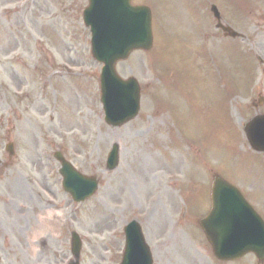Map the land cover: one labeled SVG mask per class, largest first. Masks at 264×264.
Listing matches in <instances>:
<instances>
[{"label": "rangeland", "instance_id": "obj_1", "mask_svg": "<svg viewBox=\"0 0 264 264\" xmlns=\"http://www.w3.org/2000/svg\"><path fill=\"white\" fill-rule=\"evenodd\" d=\"M134 3L153 13L154 48L118 63L119 76H132L141 86L140 111L133 121L111 128L99 100L101 66L90 55L82 22L88 1L0 0L2 136L12 117L41 121L47 152L45 212L38 211L45 213L46 247L18 250L16 242H32L37 235L20 238V220L13 223L9 204L0 203V264H60L71 258V231L83 241L80 264H119L123 227L132 219L140 222L153 264H264L253 255L217 261L197 225L210 209L217 175L236 185L264 218V154L250 149L242 130L244 121L264 113V104H252L264 96V0ZM211 4L222 24L243 39L227 40L215 30ZM114 143L119 162L108 172L105 160ZM56 151L98 179L93 197L75 203L62 190ZM1 180L8 190L6 169ZM8 196L13 198L10 191ZM14 199L22 210L32 204ZM52 200L56 211L46 210Z\"/></svg>", "mask_w": 264, "mask_h": 264}, {"label": "water", "instance_id": "obj_2", "mask_svg": "<svg viewBox=\"0 0 264 264\" xmlns=\"http://www.w3.org/2000/svg\"><path fill=\"white\" fill-rule=\"evenodd\" d=\"M131 0H90L84 11V22L92 32V55L103 63L100 75L101 103L105 120L111 126H119L134 118L139 109V87L135 80H121L114 71L118 60L125 59L135 49L151 48V14L146 7H133ZM215 16L218 13L214 10ZM230 37L238 34L230 28H222ZM250 146L264 152V116L254 117L244 126ZM60 159V157L57 155ZM118 147L113 146L107 167L117 165ZM63 186L75 201L92 195L96 182L86 180L67 163L60 171ZM212 210L200 221L214 255L219 260H235L247 253L264 259V223L244 201L240 193L229 183L215 178L211 191ZM126 246L122 264H152L148 247L144 243L140 227L132 222L125 228ZM72 249L78 255L80 243L73 234Z\"/></svg>", "mask_w": 264, "mask_h": 264}, {"label": "flooded vegetation", "instance_id": "obj_3", "mask_svg": "<svg viewBox=\"0 0 264 264\" xmlns=\"http://www.w3.org/2000/svg\"><path fill=\"white\" fill-rule=\"evenodd\" d=\"M30 164L33 165V167L35 168L36 171L43 170V168L45 167V163L42 164L40 159H39L38 163L30 162ZM28 176H29V178H27V180L29 179L28 185L25 183L24 185H21L20 187L29 196L32 203H34L36 205L37 203L41 202L42 200H41V194L35 188L40 189L42 187L44 181H42L39 178L31 181L30 173ZM30 181H31V183H30ZM18 193H19V190H18ZM15 211L20 213V210H15ZM30 211H31V209L28 208L26 210H22V213L30 212ZM38 222L39 221H35V223H38ZM42 244H43V246L45 245L44 242Z\"/></svg>", "mask_w": 264, "mask_h": 264}]
</instances>
